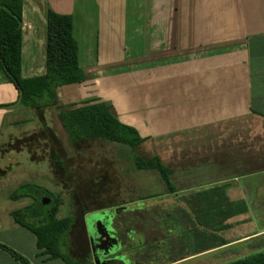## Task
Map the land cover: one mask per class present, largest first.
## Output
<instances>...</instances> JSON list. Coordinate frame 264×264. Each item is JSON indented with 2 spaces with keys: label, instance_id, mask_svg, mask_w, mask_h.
Segmentation results:
<instances>
[{
  "label": "crops",
  "instance_id": "obj_1",
  "mask_svg": "<svg viewBox=\"0 0 264 264\" xmlns=\"http://www.w3.org/2000/svg\"><path fill=\"white\" fill-rule=\"evenodd\" d=\"M116 1L108 5L106 0H23L22 76L46 72L48 7L71 13L86 79L57 87L62 107L94 100L108 103L120 121L136 127L143 137L133 147L134 154L160 156L180 191L229 180H233L231 187H238L242 177H251L250 184L256 182L258 187L264 175V0H150L138 15L134 5L135 21H131L130 4ZM108 9L112 14H105ZM144 17L151 36L144 54L130 59L115 54L120 32ZM17 97L13 83H0V104ZM16 110L0 108V138ZM4 183L0 179V244L28 263L0 245V264H70L40 248L36 234L16 221L12 212L35 205V199L30 196L29 205L10 207L7 200L24 197L4 196ZM256 198L257 193L253 203L264 204ZM116 209L125 212L116 206L96 210ZM58 212L56 217L61 219ZM226 223L234 224L220 232L226 244L167 259L165 264H221L247 255L250 249L244 244H254L264 235V226L256 227L247 212ZM246 224L254 227L235 231ZM128 248L135 247L125 245L123 252H130Z\"/></svg>",
  "mask_w": 264,
  "mask_h": 264
},
{
  "label": "rangeland",
  "instance_id": "obj_2",
  "mask_svg": "<svg viewBox=\"0 0 264 264\" xmlns=\"http://www.w3.org/2000/svg\"><path fill=\"white\" fill-rule=\"evenodd\" d=\"M125 1L131 6V21H135L134 5L139 9L136 12L138 15L145 3L150 2ZM106 2L108 5L113 4V0ZM105 14L112 13L108 9ZM148 32L145 28V17L136 19V23L128 31L120 32V45L116 46L115 54L126 59L144 54L145 48L149 46L148 41L151 40ZM59 111L53 108L47 110L44 116L40 110L19 107L9 119L11 121L0 138V179L5 181L4 196L11 199L12 193L20 185L31 183L35 185L29 187L28 191L32 189L31 192L38 197L36 192L45 190L48 196L44 202H36L34 210H40L41 205L49 204L52 198H59L61 204L58 217H77L65 234L64 246L81 264H95L85 219L87 217L89 223L97 218L103 220L106 210L96 209L105 206L121 207L125 211L119 214L116 209L115 214L118 213L120 217L115 218L113 227L117 230L122 246L135 247L128 248L130 252H122L124 257L121 259L127 264H165L167 259L174 260L183 255H191L194 251V240L191 239L188 243L182 236L185 224H190L189 220L194 217L189 203L190 196L167 194L160 173L156 169H138L133 160L134 150L127 144L108 142L102 138L71 144L58 117ZM181 143L187 145L184 139ZM57 156L61 157L67 168L64 169L55 162ZM152 157L155 154L150 156ZM263 180L264 176L256 187V199L260 201L264 200L260 198L264 195H260L261 191L264 193ZM231 185L227 194L245 199L241 187ZM151 195L157 196L150 197ZM32 201L33 198L27 196L20 201L7 200L6 204L19 207L29 205ZM252 204L256 215H253L251 209L247 214L258 220H255L256 227H263L264 216L259 217L264 211V204ZM92 210L96 211L86 213ZM115 214L114 211L111 212V215ZM163 224L169 226L170 231ZM251 227L254 224L241 225L235 231L243 232ZM129 231L133 232L132 236L128 235ZM115 243L114 241L112 244ZM244 245L253 251L257 244ZM203 263L210 264L209 261Z\"/></svg>",
  "mask_w": 264,
  "mask_h": 264
},
{
  "label": "trees",
  "instance_id": "obj_3",
  "mask_svg": "<svg viewBox=\"0 0 264 264\" xmlns=\"http://www.w3.org/2000/svg\"><path fill=\"white\" fill-rule=\"evenodd\" d=\"M46 72L32 77H23L22 65V23L23 0H0V83L11 82L18 91L16 101L0 104V108L16 109L25 107L40 110L45 116L47 110L56 108L60 122L66 132L67 140L73 144L87 139L102 138L108 142L123 143L130 147L143 142L136 127L123 123L113 113L111 106L102 100H94L71 108L59 104L57 87L82 82L86 79L80 65L79 44L74 37V16L60 13L51 6L47 9ZM55 162L63 167L60 156ZM138 169H156L163 178L167 194L184 196L188 194L194 217L183 228V239L188 243L194 240L193 253L215 248L228 241L220 232L231 228L233 223L226 220L249 211L245 199L232 201L227 189L233 180L217 182L209 186H198L180 191L169 178L171 169L165 166L158 156L144 158L133 156ZM31 183L20 185L12 193V199L32 196ZM36 188V187H35ZM157 195H151L150 197ZM51 198V197H50ZM47 205H41L40 211L35 205L14 210L12 215L21 225L33 231L37 236V245L45 248L53 257H61L70 264H77L65 245L64 237L73 219L56 217L60 200L52 198ZM185 213V211H184ZM264 216V211L262 218ZM255 250L244 257L232 259L221 264H264V235L254 240ZM1 245V244H0ZM13 255L22 261H28L5 245ZM192 247V246H191Z\"/></svg>",
  "mask_w": 264,
  "mask_h": 264
},
{
  "label": "water",
  "instance_id": "obj_4",
  "mask_svg": "<svg viewBox=\"0 0 264 264\" xmlns=\"http://www.w3.org/2000/svg\"><path fill=\"white\" fill-rule=\"evenodd\" d=\"M260 176H264L263 174ZM251 177H242L239 179L240 187L243 191L244 198L249 206V209H251V212L253 215L255 214V210L253 209V201L256 194V187L255 183L253 182L250 184ZM38 199L41 200V202H44L46 198H48L47 193L44 190L37 191ZM257 222L258 220L255 219ZM91 227V236L90 241L92 245V254L94 257L95 264H127L124 260L121 258H112V259H104L102 260L99 250L102 248L101 242L105 240H113L117 242L116 238H112L111 235L108 233L106 226L104 225V221L100 218L95 219L92 223H89ZM108 248H104V254L107 255Z\"/></svg>",
  "mask_w": 264,
  "mask_h": 264
},
{
  "label": "flooded vegetation",
  "instance_id": "obj_5",
  "mask_svg": "<svg viewBox=\"0 0 264 264\" xmlns=\"http://www.w3.org/2000/svg\"><path fill=\"white\" fill-rule=\"evenodd\" d=\"M106 213H107L105 215L106 217L103 219L104 225L106 226L107 231L111 235V237L117 239V242L115 244H112V243H114V241L111 239L102 241L101 242L102 248L99 250L100 256H101L102 260L112 259V258H122V257H124V254L122 253L123 252L122 249L124 248V246H122V244L120 243L119 237L117 236V230L115 229V227H113L116 214L113 216V215H111L110 212H106ZM85 225H86L87 236L89 238L90 247L92 250V245H91V241H90L91 227L89 225L88 219L85 221ZM104 248H108L107 255L104 254Z\"/></svg>",
  "mask_w": 264,
  "mask_h": 264
}]
</instances>
